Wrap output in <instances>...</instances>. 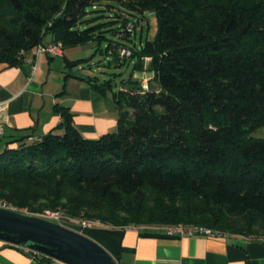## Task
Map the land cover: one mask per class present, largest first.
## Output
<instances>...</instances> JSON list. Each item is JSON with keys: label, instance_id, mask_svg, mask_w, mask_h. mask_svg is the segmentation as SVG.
Instances as JSON below:
<instances>
[{"label": "trees", "instance_id": "obj_1", "mask_svg": "<svg viewBox=\"0 0 264 264\" xmlns=\"http://www.w3.org/2000/svg\"><path fill=\"white\" fill-rule=\"evenodd\" d=\"M146 13L158 32L138 47L130 17ZM50 43L62 45L71 71L98 53L108 66L134 63L133 72L149 58L156 86L131 75L115 90L75 75L112 94L116 131L86 139L70 108L55 104L54 130L29 131L0 152V198L110 227L264 231V135L255 136L264 129V0H0V65L20 66L23 53ZM89 44L90 58L65 56ZM122 48L131 56L121 60Z\"/></svg>", "mask_w": 264, "mask_h": 264}, {"label": "crops", "instance_id": "obj_2", "mask_svg": "<svg viewBox=\"0 0 264 264\" xmlns=\"http://www.w3.org/2000/svg\"><path fill=\"white\" fill-rule=\"evenodd\" d=\"M32 69L27 62L16 67L0 65V106L4 107L0 149L29 131L42 136L54 130L62 122L53 110L57 103L70 108L78 132L86 139L96 140L116 131L119 113L112 94L97 93L75 77L82 75L65 73L63 62L56 66V59L47 56L40 57L35 71ZM59 91L63 94L57 95ZM74 230L97 242L118 264H264V238L236 234L169 238L146 235L142 226L99 225ZM0 264L64 263L43 260L40 254L29 256L24 249L0 242Z\"/></svg>", "mask_w": 264, "mask_h": 264}, {"label": "water", "instance_id": "obj_3", "mask_svg": "<svg viewBox=\"0 0 264 264\" xmlns=\"http://www.w3.org/2000/svg\"><path fill=\"white\" fill-rule=\"evenodd\" d=\"M155 87L150 86L148 89ZM0 242L64 264H118L84 234L36 216L0 209Z\"/></svg>", "mask_w": 264, "mask_h": 264}, {"label": "rangeland", "instance_id": "obj_4", "mask_svg": "<svg viewBox=\"0 0 264 264\" xmlns=\"http://www.w3.org/2000/svg\"><path fill=\"white\" fill-rule=\"evenodd\" d=\"M145 16L140 18V20L138 18H135L133 16L130 17V20L132 22H136L137 24H130L129 27L131 26V28H133L134 33L132 38L134 39V43L139 47L141 43H145L146 41H153L154 38H156L157 36V32H158V25H157V17L156 15H154L153 13H146L144 14ZM46 41L50 40V36H47L45 38ZM102 49L106 48V42H104L101 45ZM97 48V44H89L86 46H81V47H76L70 50H66V55L70 60H78V59H84V58H90L92 55L94 54V52L96 51ZM129 50V49H127ZM42 57V56H40ZM43 57H45V55H43ZM127 58V57H125ZM56 66H58L59 64H62L63 59L62 57H56ZM151 62V59L147 58L144 60V72H133V68H134V63L128 65V66H122V67H114V65L112 66H108L107 65V59L105 56H101L100 53L96 54V56H94L93 59H91V61L89 62V64H91V66H89L88 63H85L83 66H77L75 68H72L73 72L76 74H80L82 76H89L91 78H95L97 77L98 80H100L101 82H105V81H112V84L115 86L114 89L118 90L122 87V85L127 82L129 80V78L131 77V75H133L134 79L139 80L140 83L142 84V86L147 89L150 86H156L152 72L148 71V67L149 64ZM64 72V70H62ZM71 72V69H67L65 70V73L67 72ZM58 72L57 69H55V73L54 75H56V73ZM62 72V73H63ZM47 74V73H46ZM60 76L62 78H65L64 74H60ZM57 77V75H56ZM60 93V91H59ZM111 94V93H110ZM264 135V129L259 130L258 132H256V137L257 136H263ZM5 146V144H4ZM2 146L0 149V152H2L5 147ZM3 199L5 201H7L8 203H10L6 198H0ZM12 204V203H10ZM14 205V204H12ZM16 207V205H14ZM19 211H21V213L28 215V216H36L39 217V214H32L31 212H29L28 210L25 209H19ZM51 211V210H50ZM195 225V224H194ZM200 226H203L205 228H212L214 230H218L220 232H224L227 234H230L228 231L226 230H220L217 228H213V227H207L205 225H201V224H197ZM67 228H69L70 230H74L75 227L74 226H65ZM142 227H152V226H142ZM257 229L259 227H256ZM76 231V230H75ZM78 232V231H77ZM80 233V232H78ZM232 235V234H230ZM245 237H254V238H264V231L260 232V233H249L246 235H242ZM97 243V242H96Z\"/></svg>", "mask_w": 264, "mask_h": 264}, {"label": "built area", "instance_id": "obj_5", "mask_svg": "<svg viewBox=\"0 0 264 264\" xmlns=\"http://www.w3.org/2000/svg\"><path fill=\"white\" fill-rule=\"evenodd\" d=\"M130 31L133 30V28L128 27ZM130 50H127L125 48H122L120 50V59H124L125 57H130ZM50 56V57H62L63 56V47L61 44H45V45H39L33 54L25 52L23 53V56L25 58V62L30 63L33 66V69L35 71L37 60L40 58V56ZM4 107L0 106V116L4 114ZM4 129H3V122L0 119V140L3 137ZM0 209L17 212L20 214L21 211L18 210L17 207L14 205L8 203L7 201L0 199ZM25 215V214H23ZM29 215V214H28ZM26 215V216H28ZM40 218H43L44 220L54 222L56 224H59L61 226H74V227H81L82 229L85 228H92L95 226L102 225L97 220H86V219H73L69 216L65 215L61 211H44L43 214L39 215ZM144 230H151L154 232L160 233L162 236L169 237V238H186V237H207V238H223L230 234L220 232L218 230H214L212 228H205L200 225H186V224H176V225H162V226H152V227H143Z\"/></svg>", "mask_w": 264, "mask_h": 264}]
</instances>
